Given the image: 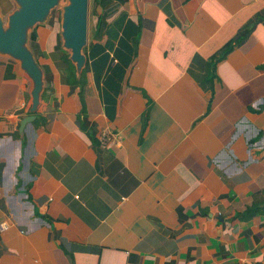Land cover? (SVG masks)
<instances>
[{
  "label": "crops",
  "instance_id": "obj_1",
  "mask_svg": "<svg viewBox=\"0 0 264 264\" xmlns=\"http://www.w3.org/2000/svg\"><path fill=\"white\" fill-rule=\"evenodd\" d=\"M64 4L34 112L0 53V264H264V0H89L81 88Z\"/></svg>",
  "mask_w": 264,
  "mask_h": 264
},
{
  "label": "water",
  "instance_id": "obj_2",
  "mask_svg": "<svg viewBox=\"0 0 264 264\" xmlns=\"http://www.w3.org/2000/svg\"><path fill=\"white\" fill-rule=\"evenodd\" d=\"M17 8L4 22L0 15V53L19 62L21 70L30 78L31 112L39 105L42 90V70L27 47L28 32L36 24L46 21L51 10L63 2L61 14L62 45L70 53V60L78 73L84 67L83 48L87 44L89 0H13ZM63 1V2H62ZM264 112V107H263ZM34 117L25 116L20 130Z\"/></svg>",
  "mask_w": 264,
  "mask_h": 264
},
{
  "label": "built area",
  "instance_id": "obj_3",
  "mask_svg": "<svg viewBox=\"0 0 264 264\" xmlns=\"http://www.w3.org/2000/svg\"><path fill=\"white\" fill-rule=\"evenodd\" d=\"M112 138L113 137L108 130H102L100 135L98 136L100 146L106 147ZM0 228L4 229L5 225L3 223L0 224ZM243 264H250V263H243Z\"/></svg>",
  "mask_w": 264,
  "mask_h": 264
},
{
  "label": "trees",
  "instance_id": "obj_4",
  "mask_svg": "<svg viewBox=\"0 0 264 264\" xmlns=\"http://www.w3.org/2000/svg\"><path fill=\"white\" fill-rule=\"evenodd\" d=\"M84 69H85V68H84ZM84 69L82 70V73H81V75H80L79 78H78V83H79L80 88H81L82 85H83L82 78H83Z\"/></svg>",
  "mask_w": 264,
  "mask_h": 264
},
{
  "label": "rangeland",
  "instance_id": "obj_5",
  "mask_svg": "<svg viewBox=\"0 0 264 264\" xmlns=\"http://www.w3.org/2000/svg\"><path fill=\"white\" fill-rule=\"evenodd\" d=\"M63 1H65V0H63ZM63 1H62V2H63ZM62 4H63V3H62Z\"/></svg>",
  "mask_w": 264,
  "mask_h": 264
}]
</instances>
